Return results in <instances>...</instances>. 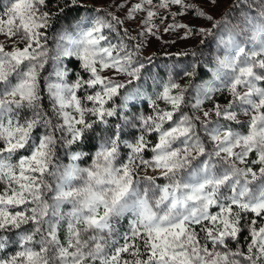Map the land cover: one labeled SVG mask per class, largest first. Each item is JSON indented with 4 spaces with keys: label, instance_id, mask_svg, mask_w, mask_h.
<instances>
[{
    "label": "snow or ice",
    "instance_id": "1",
    "mask_svg": "<svg viewBox=\"0 0 264 264\" xmlns=\"http://www.w3.org/2000/svg\"><path fill=\"white\" fill-rule=\"evenodd\" d=\"M82 6L7 0L0 12L12 41H0V264H264V0H233L219 16L218 0H123L58 30L50 47L47 30ZM160 25L216 42L210 79L196 82L207 67L197 59L184 84L179 72L148 83L152 57L136 41L161 39ZM91 142L88 166L84 150L61 162V147Z\"/></svg>",
    "mask_w": 264,
    "mask_h": 264
},
{
    "label": "rangeland",
    "instance_id": "2",
    "mask_svg": "<svg viewBox=\"0 0 264 264\" xmlns=\"http://www.w3.org/2000/svg\"><path fill=\"white\" fill-rule=\"evenodd\" d=\"M7 2V0H0V12L3 11V5ZM138 2V0H130V3H136ZM233 0H218V6L215 9V14L217 16H219L221 13H223L225 10H227L229 8V6L232 4ZM114 3H123V0H80V4L83 5V7H86L87 9L84 11V14L79 16L76 20H74L72 23L69 24H75L76 21L82 17V16H86L88 14H95L94 10L97 8H107L111 11H116L115 7H114ZM173 11H176V7L174 6ZM126 11V10H125ZM161 14L165 15L166 13H164L163 10H161ZM117 15H119L121 18H123L124 16V11H119L117 12ZM143 13L138 14V19L139 16H142ZM233 23L237 22V19L239 18V12H235L233 13ZM137 19V22H138ZM180 20V22H187V18L181 17L178 18ZM137 22H133V21H128L126 23V27H129L132 35H136V31H138V29L136 28V23ZM157 24H159V20L155 21ZM172 20L169 17V19H167L164 22V25L171 23ZM192 24L195 25H201L204 24V21L202 20H193L191 21ZM64 25L62 28H66L68 27V25ZM164 25H160V29H161V39H156L155 37L152 36H147V37H141L138 41L136 42H143L145 44V47L142 49L141 51V59H145L146 57H152V62L150 64H147L148 67V72L146 73V76L148 77V83L151 84V77L152 76H156L157 78H163V79H167L168 75L171 73L173 76H176V73L179 72L180 76L176 77L178 79V81L181 84L186 83L187 81V77H182L183 75V70L189 66L190 64H192L193 62H195L197 59L199 60V62L201 63V65H204L205 63L207 64V67H202V68H198L197 69V79L196 82L197 83H203L205 80L210 79L211 78V67L214 65V59L215 56L217 54V45L216 42L211 38H207L205 39V43L201 44L200 41L201 39H204L203 37L200 36H190L187 40H183L180 39V37L183 35V30H180L177 33H163V27ZM61 28V29H62ZM60 29V30H61ZM49 30V29H48ZM48 34V33H47ZM56 35V34H55ZM55 35L49 39V46L52 47L54 46V37ZM15 39V38H13ZM0 41L4 42L7 45L6 50H11V40H8L4 35H0ZM172 41H175V43H173ZM115 42V41H114ZM21 47H23V45H20ZM192 50H197L198 51V57H193L190 54L189 55H179V53H183V52H188L190 53ZM65 63L67 64V61H65ZM147 63V62H146ZM53 68L51 66V61L49 62V65L46 66V71L42 73V76H47L48 73L52 72ZM200 73L205 74L206 78H204L203 76L199 75ZM103 75H111L110 72H105L103 73ZM75 77L72 75V73H69V80L74 79ZM119 79H127L126 77H119ZM43 85V82H42ZM150 91V89H149ZM80 95H83V93H80ZM221 95H219L217 97V99L219 100V102L221 104H224L227 102V93L224 94L223 99H219ZM43 107L46 111H49V113L51 114V102L48 99L47 96V92L43 93ZM139 105L137 106L138 109L143 110L145 112V114H148V107H143L141 106V103H138ZM90 106V105H89ZM211 107V103H206L205 105V110H207V108ZM135 110V109H134ZM185 111H188V109H185ZM24 115H30L29 112H25ZM240 119L242 121H246L248 118L241 116ZM40 131H42V129H37L35 134H38ZM65 135H67L65 133ZM74 146V145H73ZM73 146L71 147H61L59 149V156L61 157V162L62 163H68V153L73 151ZM27 153H23L21 155H24ZM91 163V157L88 160V163H84V159L81 161V166H88ZM149 174H156L158 175V173H151L149 172ZM158 183H163V180H158ZM2 185H0V189H2ZM252 218V214H249L248 219L250 220ZM127 220V218H125L123 221L120 222V230H121V225L123 224V222ZM127 222V228H128V220ZM260 223H264V220L258 221V225ZM127 230V229H125ZM122 232V230H121ZM244 232L248 233L247 229H244ZM64 230L62 229L60 232V238L63 241L64 240ZM229 247L235 249L237 246L236 241H229ZM240 246L242 247L241 242ZM12 250L11 252H14L15 250V245L11 246ZM9 252V253H11Z\"/></svg>",
    "mask_w": 264,
    "mask_h": 264
},
{
    "label": "trees",
    "instance_id": "3",
    "mask_svg": "<svg viewBox=\"0 0 264 264\" xmlns=\"http://www.w3.org/2000/svg\"><path fill=\"white\" fill-rule=\"evenodd\" d=\"M47 2H48V8L50 9V10H53V11H55V8L53 7L55 4H56V0H47ZM87 8L86 7H80L79 8V10L78 11H71L68 15H67V17L65 18V19H63V20H61V22L60 23H56V22H54L53 23V26L49 29V30H47V33H48V36H49V39H51L56 33H57V31L58 30H60L64 25H67V24H69V23H72L74 20H76L79 16H81V15H83L84 14V11L86 10ZM67 66L69 67V68H72V69H74V70H79L78 69V62H76V61H72L71 63H68L67 62ZM199 75H201V76H203L204 78H206V76H205V74H202V73H200ZM42 87H43V85H42ZM225 94V93H224ZM224 94L223 95H221L220 97H219V99H223V97H224ZM139 103H141V106H143V107H148V105H147V102L146 101H141V102H139ZM139 104H137V106H138ZM160 106L161 107H167L163 102H160ZM148 112H150V109L148 110ZM93 143L94 142H91V143H85V144H83L82 146H81V148H77L75 145L73 146V151H80V150H84V151H88L89 152V155L87 156V157H85L84 158V163H88V160L90 159V157H91V153L94 151V148H93ZM23 153H25V152H20V153H18L17 154V157H14V159H17L18 158V156L19 155H21V154H23ZM146 156H150V153H146ZM127 220H125L124 222H123V224L121 225V230H122V232L123 231H125V229H127V222H126ZM245 237H248V233H246V232H242L241 234H240V236H239V242H241V244H242V248H245L246 249V243H247V241H245ZM249 239H250V237H249ZM11 250H12V248L11 247H9L8 249H7V252H11Z\"/></svg>",
    "mask_w": 264,
    "mask_h": 264
}]
</instances>
